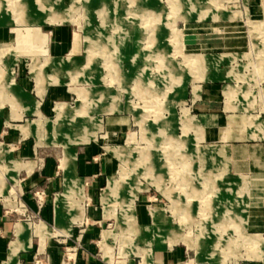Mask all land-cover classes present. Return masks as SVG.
I'll return each mask as SVG.
<instances>
[{
    "label": "rangeland",
    "instance_id": "1",
    "mask_svg": "<svg viewBox=\"0 0 264 264\" xmlns=\"http://www.w3.org/2000/svg\"><path fill=\"white\" fill-rule=\"evenodd\" d=\"M247 1L0 0V121L11 130L17 123L38 130L36 143L51 144L55 164L60 155L59 166L66 160L69 168L74 147L101 128L95 112L119 116L117 136L98 132L96 152L114 165L108 164L107 179L91 199L73 180L55 197L36 195L41 205L33 219L24 211L29 221L39 222L33 244L43 248L34 264H77L84 221L92 220L103 231L94 243L99 264L126 258L151 264L150 250L173 244L187 249L185 261L198 264H264V173L220 172L212 152L209 160L197 151L196 143L209 134L193 131L197 123L187 110L203 124L200 114L220 112L224 100L226 108H257L248 124L252 136H264L258 116L264 111V6ZM54 29L68 37L66 48L51 49L48 32ZM208 66L210 89L217 92L203 111L185 95ZM44 82L65 87V101L57 99L43 115L36 106L31 111L37 115L8 112L26 94L37 90L41 97ZM235 97L242 103L233 102ZM7 125H1L0 141H9ZM208 131L217 136L214 124ZM11 150L8 145L0 153ZM1 164L5 181L9 167ZM52 196L56 209L63 208L58 225Z\"/></svg>",
    "mask_w": 264,
    "mask_h": 264
},
{
    "label": "crops",
    "instance_id": "2",
    "mask_svg": "<svg viewBox=\"0 0 264 264\" xmlns=\"http://www.w3.org/2000/svg\"><path fill=\"white\" fill-rule=\"evenodd\" d=\"M249 1L250 0L247 2ZM255 1L256 6L260 8L261 5L264 6V0ZM48 33L52 38L49 37L51 41V49H64L67 47L68 37L65 34H62V31L54 29L53 31L50 30ZM0 42L4 41L0 39ZM72 42L73 35L70 40L71 50L73 46ZM206 48L210 49V40L206 42ZM209 57H207V59L210 62ZM209 66L207 70H205V77L196 80L201 83L193 84L192 86L190 85L189 89L187 88L185 95V98L188 99L189 103L194 104L193 106L196 108L200 107V110L203 111L210 110V108L207 109V102H210V93L217 92V90H213V88L210 89ZM195 86L198 87L197 91H194ZM223 86L221 91L223 92L222 95L226 98ZM240 95L241 94H239V96ZM66 97L67 89L65 87L58 83L46 82L41 97L38 96L37 90L35 93L33 92V94H26L25 100H23V102L20 101V103L16 101L13 109L8 112L10 113L14 110V112H18V115H21L22 112L26 110L23 114L37 115L35 112L31 111L36 106L40 114L43 115L53 109L54 102L57 99L65 101ZM233 102L237 104L242 103L238 101L237 97H235ZM187 110L188 117L197 123V128L193 129V131L202 136L203 129H205L204 132L206 131L209 134V137L203 141H195L197 142V151L199 152V150H202V156L203 154L208 155L209 160L210 155L208 150L212 152L213 157L211 161L212 163H216L217 169L220 172L227 174L242 173L258 176L259 174L264 173V136H252L254 130L250 129L248 124L249 115L255 114L258 111L257 108H226L224 100L220 112L211 115L210 112L200 114L201 118H206L203 124H200L198 118L189 112L188 107ZM116 112L117 111L103 114L95 112L97 115H94L96 116L94 118H101V128L96 132L94 138L85 141L86 143L82 144L79 149H75L74 147L75 153H72V151L71 153L75 156V159L70 162L71 166L69 168L66 160L64 163L62 162L61 166H59L58 158L60 155L56 157L57 164H55V155L49 147L51 144L43 143L38 145V142L36 143L38 130L33 133L29 127L24 125L18 126L20 123H17L14 126V129L11 130L10 123L7 125V122L0 121V128L4 123L9 126L7 135H4L5 139H8L9 141H0V148L5 149L8 145L12 147L10 155L0 153V164L3 163V165L9 167L7 171L8 175H5V181L0 180V264H34L33 257L35 253L43 248L40 249L38 244L35 246L33 244V236L36 234L32 232V229L35 224H38L39 222L35 223L34 221H29L23 216V214L26 210V215H30L31 219H33V217L39 213L41 202L38 200H41L43 195L51 193L54 196L56 192L61 190L64 191L66 185L73 180L74 182H79L83 185L84 193L86 195L84 199L86 200L91 199L96 188H102L101 184L103 181L105 182L107 179L106 176H108V164H114L110 156H106L103 152H96L98 148L96 147L95 141L100 142L98 139L100 133L98 132L101 130L105 131L106 135L109 137L117 136L119 133L117 118L119 116L116 115ZM252 116L256 115H251V117ZM258 116L259 120L264 121V111H259ZM34 118L36 117L31 119ZM210 123L214 124L217 128V136L214 139L210 137V132L208 131ZM31 124L33 125V123ZM1 133L0 130V135ZM192 140V142H194V139ZM42 145H44V147L40 148ZM98 146L103 148V145ZM14 160L22 161L24 163L32 162V164H19L17 161L14 162ZM12 164L16 166V171L13 168H10L12 167ZM11 174L14 175L12 178H10ZM36 195L39 196L40 199L37 200ZM56 195L57 194H55V196ZM53 196L52 214L54 222L58 225L62 220L61 211L63 208L60 207L59 209H56ZM9 197L12 200L11 202L8 201ZM38 202H40V205ZM45 205L46 204L42 205L41 211L44 209ZM55 209L60 210L59 214L56 213ZM137 209L138 207L136 210ZM81 221H83V219ZM81 221L77 223L81 224ZM94 222V220L89 223L84 221V233H81L82 240L84 241L83 250H80L78 253L77 264L100 263L94 251V243L99 241L96 239L98 236H100V239L102 238L103 231L100 232V230L98 232L97 227L93 225ZM74 223L76 224V221L73 222V224ZM73 224H71V226ZM145 225L147 224H144L143 226ZM72 235L76 238L78 236L77 231L73 230ZM173 245L170 248L154 247L150 250V255L152 257L151 264H176L177 261H179L180 264H192L191 262L193 261L191 259L188 258L187 261L184 260V256L187 254V249L182 246L174 247ZM52 246L53 245L50 244L49 249L56 248L55 244L54 247ZM193 263L198 264L200 262L197 261L196 263ZM117 264H134V261L133 258H126L125 261ZM138 264H140V258Z\"/></svg>",
    "mask_w": 264,
    "mask_h": 264
},
{
    "label": "bare ground",
    "instance_id": "3",
    "mask_svg": "<svg viewBox=\"0 0 264 264\" xmlns=\"http://www.w3.org/2000/svg\"><path fill=\"white\" fill-rule=\"evenodd\" d=\"M107 189H108L107 191L111 192V191H113V186L110 185Z\"/></svg>",
    "mask_w": 264,
    "mask_h": 264
},
{
    "label": "built area",
    "instance_id": "4",
    "mask_svg": "<svg viewBox=\"0 0 264 264\" xmlns=\"http://www.w3.org/2000/svg\"><path fill=\"white\" fill-rule=\"evenodd\" d=\"M37 194H38V193H37ZM37 198H38V199H40V197H39V196H37Z\"/></svg>",
    "mask_w": 264,
    "mask_h": 264
}]
</instances>
